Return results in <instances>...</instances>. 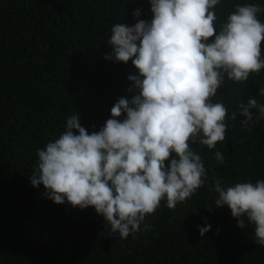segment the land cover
Instances as JSON below:
<instances>
[{
	"label": "trees",
	"instance_id": "obj_1",
	"mask_svg": "<svg viewBox=\"0 0 264 264\" xmlns=\"http://www.w3.org/2000/svg\"><path fill=\"white\" fill-rule=\"evenodd\" d=\"M244 3L264 8V0H221L217 23ZM150 8L149 0H0V264H264L254 226L238 227L226 205H214L213 190L217 176L228 186L264 180V118L246 127L238 113L215 149L193 145L208 171L205 185L175 209L162 201L145 218L151 227L126 239L93 207L56 204L42 184L30 183L37 149L59 137L68 117L78 114L89 133L99 131L118 98L138 93L127 79L138 74L131 59L104 57L111 27L150 21ZM261 47L264 55V41ZM260 89L264 69L247 82L226 79L212 99L231 113L250 97L264 105ZM205 224L211 227L201 236Z\"/></svg>",
	"mask_w": 264,
	"mask_h": 264
},
{
	"label": "clouds",
	"instance_id": "obj_2",
	"mask_svg": "<svg viewBox=\"0 0 264 264\" xmlns=\"http://www.w3.org/2000/svg\"><path fill=\"white\" fill-rule=\"evenodd\" d=\"M149 2L150 21L111 27L112 51L104 57L123 63L131 59L138 74L127 79L138 93L118 98L99 131L89 133L78 114L68 117L59 137L37 149L30 176L31 185L42 184L46 198L56 204L93 207L120 239L148 230L145 218L162 201L175 209L205 185L208 171L193 145L215 149L227 136L226 121L238 113L246 127L264 118V105L254 98L231 113L212 99L226 79L247 82L264 69V22L259 19L264 8L235 4L217 23L221 0ZM133 15L139 17L140 10ZM122 113L125 118L117 119ZM214 157L225 162L222 151ZM213 190L214 205H226L238 227L252 224L256 243L264 246V180L228 186L217 176ZM210 227L198 226L199 234Z\"/></svg>",
	"mask_w": 264,
	"mask_h": 264
}]
</instances>
